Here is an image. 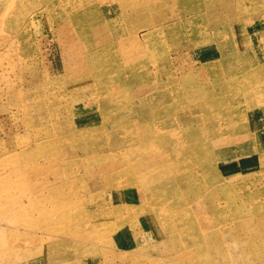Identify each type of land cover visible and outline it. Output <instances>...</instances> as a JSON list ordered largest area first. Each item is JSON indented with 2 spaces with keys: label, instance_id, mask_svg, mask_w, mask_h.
<instances>
[{
  "label": "rangeland",
  "instance_id": "obj_1",
  "mask_svg": "<svg viewBox=\"0 0 264 264\" xmlns=\"http://www.w3.org/2000/svg\"><path fill=\"white\" fill-rule=\"evenodd\" d=\"M0 264H264V0H0Z\"/></svg>",
  "mask_w": 264,
  "mask_h": 264
},
{
  "label": "bare ground",
  "instance_id": "obj_2",
  "mask_svg": "<svg viewBox=\"0 0 264 264\" xmlns=\"http://www.w3.org/2000/svg\"><path fill=\"white\" fill-rule=\"evenodd\" d=\"M233 1V0H232ZM230 3H231V1H230ZM228 4V3H227ZM231 4H233V3H231ZM231 4H229V5H231ZM232 7V6H231ZM224 8V7H223ZM207 9H209V8H207ZM198 10V9H197ZM210 10V9H209ZM208 10V11H209ZM211 11V10H210ZM233 12H235V11H233ZM233 14V13H232ZM164 22V21H163ZM155 25V24H154ZM156 27V26H155ZM149 28V27H148ZM262 76V75H261Z\"/></svg>",
  "mask_w": 264,
  "mask_h": 264
}]
</instances>
